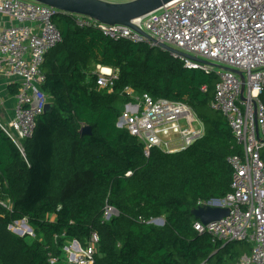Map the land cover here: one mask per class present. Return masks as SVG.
I'll return each instance as SVG.
<instances>
[{
	"label": "trees",
	"instance_id": "16d2710c",
	"mask_svg": "<svg viewBox=\"0 0 264 264\" xmlns=\"http://www.w3.org/2000/svg\"><path fill=\"white\" fill-rule=\"evenodd\" d=\"M54 21L62 40L45 56L42 86L52 108L23 140L25 153L0 126V264H66L67 242L87 245L94 232L93 264H231L249 253V242H214L194 227L198 200L231 190L228 157L242 152L226 116L210 106L218 77L148 42L111 39L75 14ZM98 64L118 70L112 90L98 87ZM128 86L189 104L204 134L181 150L154 146L145 155L144 143L118 125L133 100ZM108 204L118 214L106 220ZM24 218L34 236L9 228Z\"/></svg>",
	"mask_w": 264,
	"mask_h": 264
},
{
	"label": "built area",
	"instance_id": "2783aa9c",
	"mask_svg": "<svg viewBox=\"0 0 264 264\" xmlns=\"http://www.w3.org/2000/svg\"><path fill=\"white\" fill-rule=\"evenodd\" d=\"M59 13L66 12L35 0H0V14L14 20L0 30V73L15 77L19 88L14 94L13 117L8 122L0 120V126L22 153L23 140L32 136L38 116L50 102L42 87L46 80L43 63L47 52L62 40L54 21ZM75 15L79 24L95 26L111 39L168 44L191 56H179L187 68L218 77L210 106L226 116L242 152L228 157L233 169L231 190L223 197L200 199L196 205L229 208L228 215L208 223L197 219L194 227L209 233L214 242H249L251 251L231 264H264V0H173L133 20L154 40L128 25ZM96 67L98 87L112 90L118 70ZM231 68L244 74L243 93L242 78ZM126 90L133 100L125 105L118 125L144 143L145 155L154 146L169 152L181 150L204 134V124L189 104L148 93L138 95L129 86ZM172 129L179 131L177 137L172 136ZM117 214L108 204L104 219ZM9 228L18 235L34 236L27 218ZM98 242L96 232L84 246L76 239L68 241L66 264H93Z\"/></svg>",
	"mask_w": 264,
	"mask_h": 264
},
{
	"label": "water",
	"instance_id": "95a60500",
	"mask_svg": "<svg viewBox=\"0 0 264 264\" xmlns=\"http://www.w3.org/2000/svg\"><path fill=\"white\" fill-rule=\"evenodd\" d=\"M37 2L50 5L63 12L70 14H81L89 16L99 22L114 25H128L143 34L147 35L150 39L154 40L150 35L146 34L138 28L133 20L143 17L146 14L159 9L165 4L173 0H130L124 2H111L107 0H35ZM158 47L179 56L191 57L189 54L178 50L168 44L159 42ZM201 61H204L200 59ZM230 69V68H228ZM235 73L239 74L242 78V93L245 89V77L241 70L231 68ZM53 104L48 102L45 106L44 113L52 108ZM83 134L92 133L90 125H84L81 128ZM192 213L204 223L220 219L229 213V208L213 207V206H198L192 210ZM157 224H164L163 217L154 219Z\"/></svg>",
	"mask_w": 264,
	"mask_h": 264
},
{
	"label": "crops",
	"instance_id": "0c3cea01",
	"mask_svg": "<svg viewBox=\"0 0 264 264\" xmlns=\"http://www.w3.org/2000/svg\"><path fill=\"white\" fill-rule=\"evenodd\" d=\"M13 22L14 20L11 17L0 14V30ZM12 82H15V77L0 73V120L2 122H8L14 114L16 99L15 95L11 94L8 88V85Z\"/></svg>",
	"mask_w": 264,
	"mask_h": 264
},
{
	"label": "rangeland",
	"instance_id": "374dc122",
	"mask_svg": "<svg viewBox=\"0 0 264 264\" xmlns=\"http://www.w3.org/2000/svg\"><path fill=\"white\" fill-rule=\"evenodd\" d=\"M98 65H100V64H98ZM96 70H97L96 65L92 66V71L94 72ZM172 131H173V133H175V134H172L173 137H177V135H179V131L177 129H172Z\"/></svg>",
	"mask_w": 264,
	"mask_h": 264
}]
</instances>
